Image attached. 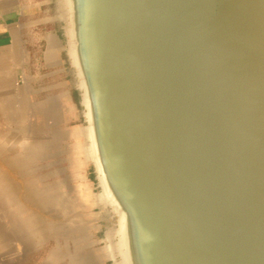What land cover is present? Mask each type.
Listing matches in <instances>:
<instances>
[{
  "label": "water",
  "instance_id": "1",
  "mask_svg": "<svg viewBox=\"0 0 264 264\" xmlns=\"http://www.w3.org/2000/svg\"><path fill=\"white\" fill-rule=\"evenodd\" d=\"M112 264H264V0H52Z\"/></svg>",
  "mask_w": 264,
  "mask_h": 264
},
{
  "label": "crops",
  "instance_id": "2",
  "mask_svg": "<svg viewBox=\"0 0 264 264\" xmlns=\"http://www.w3.org/2000/svg\"><path fill=\"white\" fill-rule=\"evenodd\" d=\"M0 68L14 72L17 87L7 88H19L18 109L25 108L21 99L26 100L29 116L45 127L47 144L61 148L68 177L56 184L54 198L47 193L46 216L27 218L21 226L25 230L11 235L1 222L0 256L10 254L24 264H112L105 238L108 218L95 203L82 120L52 0H0ZM48 185L52 188V182Z\"/></svg>",
  "mask_w": 264,
  "mask_h": 264
},
{
  "label": "rangeland",
  "instance_id": "3",
  "mask_svg": "<svg viewBox=\"0 0 264 264\" xmlns=\"http://www.w3.org/2000/svg\"><path fill=\"white\" fill-rule=\"evenodd\" d=\"M8 86L17 87L15 74L0 68V224L3 221L5 234L11 235L13 231L25 230L21 226L27 218L47 215V193L54 198L59 193L56 184L68 181V177L59 155L61 148L51 146L50 141L47 144L45 127L29 116L26 100L21 99L24 110L18 109L19 88ZM49 182L52 188L48 187ZM54 207V203L48 206L49 210ZM10 257V254L0 256V264H24Z\"/></svg>",
  "mask_w": 264,
  "mask_h": 264
},
{
  "label": "bare ground",
  "instance_id": "4",
  "mask_svg": "<svg viewBox=\"0 0 264 264\" xmlns=\"http://www.w3.org/2000/svg\"><path fill=\"white\" fill-rule=\"evenodd\" d=\"M32 92H33V91H32ZM6 96H7V95H6ZM23 110H24V109H23ZM36 156H37V155H36ZM41 191H43V190L41 189ZM13 195H14V194H13ZM20 204H22V203H20ZM14 206H15V205H14ZM14 206H13V207H14ZM22 212H23V211H21V213H22ZM24 214H26V212H25ZM27 214H28V211H27ZM21 215H22V214H21ZM29 217H31V216L29 215ZM19 218H20V217H19ZM19 218H18V219H19ZM25 218H26V217H25ZM31 218H32V217H31ZM16 220H17V219H16ZM31 220H32V219H31ZM33 221H34V220H33ZM14 222H15V221H14ZM34 223H35V222H34ZM14 224H15V223H14ZM18 224H19V223H18ZM13 226H14V225H13ZM14 227H15V226H14ZM37 227H38V226H36V228H37ZM41 232H42V231H41ZM21 233H22V232H21ZM23 233H24V232H23ZM23 233H22V234H23ZM12 234H14V233H12ZM17 234H18V233H17ZM13 236H14V235H13ZM0 241H1V240H0ZM5 245H6V244H5Z\"/></svg>",
  "mask_w": 264,
  "mask_h": 264
}]
</instances>
